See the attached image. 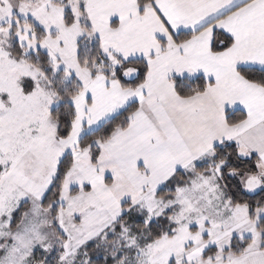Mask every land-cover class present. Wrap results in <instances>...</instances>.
<instances>
[{"label": "snow or ice", "instance_id": "obj_1", "mask_svg": "<svg viewBox=\"0 0 264 264\" xmlns=\"http://www.w3.org/2000/svg\"><path fill=\"white\" fill-rule=\"evenodd\" d=\"M0 264H264V0H0Z\"/></svg>", "mask_w": 264, "mask_h": 264}]
</instances>
